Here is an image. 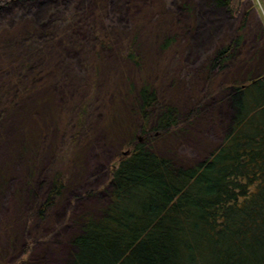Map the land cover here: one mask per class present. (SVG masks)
<instances>
[{
  "label": "trees",
  "instance_id": "16d2710c",
  "mask_svg": "<svg viewBox=\"0 0 264 264\" xmlns=\"http://www.w3.org/2000/svg\"><path fill=\"white\" fill-rule=\"evenodd\" d=\"M35 1L37 9L29 15L40 26V13L51 10L47 0H0V28L20 7ZM85 1L96 5L90 15L70 8L65 18L67 30L86 22L91 33L82 42L90 50L75 57L76 71L65 76L79 78L78 91L66 90L70 103L58 105L54 80L48 81L49 93L41 99L50 101L52 110L47 119L39 118L44 125L27 116L19 125L21 149L16 151L30 155L26 182L33 214L45 218L86 175L88 141L72 157L67 155L46 194L35 186L45 126L63 133L72 123L71 109L78 125L91 110L105 105L109 142L120 149L125 144L130 152L119 153L107 166L104 187L86 191L98 193L96 202L65 222L73 221L74 227L63 234L68 258L62 264H264V19L256 15V1L165 0L169 16L161 23L154 20L164 14V2L155 6L150 20L139 15L131 27L119 22L112 1L117 2L114 9L127 11L136 9V1ZM206 4L220 16L209 18ZM173 10H178L177 19ZM170 18L177 22L169 25ZM196 29L204 33L199 46L207 43L208 55L185 74L193 85V101L186 105L170 91L179 82L183 85V77L163 74L166 68L157 52L183 46L188 42L183 36L191 38ZM61 35L35 38L36 49ZM20 52L0 65V74H7L5 89L12 91L10 109L44 83L39 68L30 71L36 50ZM221 103L231 107L229 121L216 136L201 140L202 158H190L182 150L184 138L195 136L198 119L214 115ZM77 137L71 133L67 146L73 147ZM0 175L10 176L4 167ZM7 259L0 254V264H9Z\"/></svg>",
  "mask_w": 264,
  "mask_h": 264
},
{
  "label": "rangeland",
  "instance_id": "374dc122",
  "mask_svg": "<svg viewBox=\"0 0 264 264\" xmlns=\"http://www.w3.org/2000/svg\"><path fill=\"white\" fill-rule=\"evenodd\" d=\"M134 1H136L133 4L136 9L128 11L121 6L114 9L117 2L112 1L111 8L113 10L111 11L116 13L119 22L123 25L133 26L134 19H138L139 15L145 20H150L157 13L155 12V6L160 5V3L163 4V2L164 14H161L160 18L158 17L154 21L161 23L164 16H169L168 7L170 8V3L165 4V0ZM255 1L257 3V7H255L256 15L259 17L261 15L264 19L263 0ZM38 2H31L20 7L15 18L8 21L4 28H0V65L11 60L21 49L22 52L26 53L36 50V54L32 57L30 71L39 68L38 77L44 82L36 91L25 95L24 100L18 102V107L10 109L8 104L12 101V91L9 92L5 89L7 74H0V167H4L10 174L7 178L0 175V186L4 187L0 190V254L8 256L9 264H30L29 261H37L41 264H62L64 260H67L68 248L64 243L65 236L63 234L68 235L73 230L74 222L70 221L68 225L65 222L88 205L96 202L98 193L85 195L86 191L90 189L98 190L104 187L105 182L108 180L106 176L107 166L118 160L119 153L130 152V147L125 144H122L120 149L109 142L106 128L103 126L106 117L105 105L91 110L78 125H76V112L71 109L73 114L72 123L63 133H55L48 125L45 126L47 134H44L43 140L46 143L41 146L39 157L42 166L35 186L41 187L42 194H46L52 176L68 162L67 155L72 157L73 151L77 147L80 148L81 143L88 141L86 175L82 185L77 189L74 187L66 196L59 198L58 203L45 218L33 214L32 198L28 182H26L28 181L27 162H29L30 155L22 154V152L19 154L16 151L21 149L19 125L23 121V116H27L32 123L44 125L41 119H47L52 110L51 102L41 99L49 93L48 81L54 80L52 90H57L58 105H68L70 103L65 97L66 90H70V94L75 92V89L78 91L79 78L75 81L71 78H65V76L71 73L70 71H76L74 69L75 57L80 58V54L82 56L84 52L90 50L88 47L83 48L82 42H88L91 33L86 22L81 23L77 28L67 30L65 18L67 10L70 8H78L90 15V9H94L96 6L94 3L90 4L85 0H47L51 10L47 12L46 9H43L40 13L42 23L40 26H35L31 19L32 14H29L31 12L34 14L32 10L36 11ZM204 2L206 3L205 0ZM206 6L212 15H208L209 18L220 16L221 13L215 12L207 4ZM177 11L173 10L172 18H178ZM6 17L9 16H4L3 19ZM186 19V22H189V18ZM169 20V25L177 22V20L171 18ZM56 26L58 27L55 31ZM63 30L65 31L62 32ZM50 32L54 35L60 32L62 35L58 36L55 42L36 49L34 39H42L45 35L44 39L47 40ZM202 35L204 33L200 29H196L191 33V38L189 35L183 36V39L188 38V42H185L183 46L174 51L163 52L159 50L157 52V58L162 62L160 64L166 68L163 74L173 72L181 75V78L183 77V85L179 82V85L170 88V91L176 92L178 100L186 105H191L193 101V98H189L192 94L193 85L189 81V75L186 77L185 74H189V71L196 68L202 62L204 56L208 55V44H204V47L199 46V43L201 41L203 43L204 40ZM146 37L149 38V36ZM90 54L92 53H89L86 58ZM108 68H111V66ZM167 87L169 88V86ZM37 100H42L43 103ZM29 102L33 103L34 106L27 105ZM217 107L213 111L214 115L213 113L212 116L209 114L208 119H198L199 122L195 130L197 134L195 136L190 135L189 139L184 138L182 150L184 152L189 151L190 158H202L204 151H202V147H198L201 140L209 136H216L220 128L222 129L224 124L229 121L232 111L230 105L221 103ZM59 111L60 109L57 110V112ZM37 127L43 129V127ZM71 133L78 134L77 139L73 141V147L71 145L67 146ZM27 245L28 249L24 251Z\"/></svg>",
  "mask_w": 264,
  "mask_h": 264
},
{
  "label": "bare ground",
  "instance_id": "6f19581e",
  "mask_svg": "<svg viewBox=\"0 0 264 264\" xmlns=\"http://www.w3.org/2000/svg\"><path fill=\"white\" fill-rule=\"evenodd\" d=\"M207 14H208V12H207Z\"/></svg>",
  "mask_w": 264,
  "mask_h": 264
}]
</instances>
